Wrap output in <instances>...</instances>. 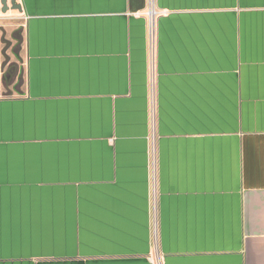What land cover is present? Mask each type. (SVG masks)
<instances>
[{
    "label": "crops",
    "instance_id": "crops-1",
    "mask_svg": "<svg viewBox=\"0 0 264 264\" xmlns=\"http://www.w3.org/2000/svg\"><path fill=\"white\" fill-rule=\"evenodd\" d=\"M17 2L0 264H264V0Z\"/></svg>",
    "mask_w": 264,
    "mask_h": 264
},
{
    "label": "rangeland",
    "instance_id": "rangeland-1",
    "mask_svg": "<svg viewBox=\"0 0 264 264\" xmlns=\"http://www.w3.org/2000/svg\"><path fill=\"white\" fill-rule=\"evenodd\" d=\"M21 34V29L10 30L9 39L3 41L4 45L0 51V86L6 82L16 83L22 81L24 43L21 42Z\"/></svg>",
    "mask_w": 264,
    "mask_h": 264
},
{
    "label": "water",
    "instance_id": "water-1",
    "mask_svg": "<svg viewBox=\"0 0 264 264\" xmlns=\"http://www.w3.org/2000/svg\"><path fill=\"white\" fill-rule=\"evenodd\" d=\"M12 9L22 11L23 7L19 2H17V0H0V12L6 13Z\"/></svg>",
    "mask_w": 264,
    "mask_h": 264
},
{
    "label": "built area",
    "instance_id": "built-area-1",
    "mask_svg": "<svg viewBox=\"0 0 264 264\" xmlns=\"http://www.w3.org/2000/svg\"><path fill=\"white\" fill-rule=\"evenodd\" d=\"M150 46H151V52L152 54H154L155 53V35H154L153 27H151V31H150Z\"/></svg>",
    "mask_w": 264,
    "mask_h": 264
},
{
    "label": "bare ground",
    "instance_id": "bare-ground-1",
    "mask_svg": "<svg viewBox=\"0 0 264 264\" xmlns=\"http://www.w3.org/2000/svg\"><path fill=\"white\" fill-rule=\"evenodd\" d=\"M151 6H152V7H151V11H150V12L153 14V13H154V10H153V4H152V3H151ZM153 26H154V25H153Z\"/></svg>",
    "mask_w": 264,
    "mask_h": 264
}]
</instances>
